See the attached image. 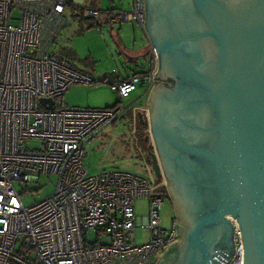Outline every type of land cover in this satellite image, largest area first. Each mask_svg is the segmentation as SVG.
Here are the masks:
<instances>
[{
    "label": "built area",
    "instance_id": "1",
    "mask_svg": "<svg viewBox=\"0 0 264 264\" xmlns=\"http://www.w3.org/2000/svg\"><path fill=\"white\" fill-rule=\"evenodd\" d=\"M72 2L0 0V264H153L178 240L175 219L169 228L162 225V182L149 166V176L117 168L90 174L84 163L85 143L125 107H79L62 99L73 83L101 82L48 52ZM13 8L21 11L14 25ZM81 14L106 26L135 23L143 30L145 5L132 0L129 9L82 6ZM148 49V71L109 83L120 98L142 79L146 89L152 84L158 58L150 43ZM137 109L133 105L134 131ZM32 140L40 145H31ZM42 174L57 176L54 192L25 205L13 181L37 182ZM139 198L147 199L138 228L148 239L138 242L134 200ZM91 230L94 238L88 236ZM102 235L109 241H102ZM227 264H242L238 231Z\"/></svg>",
    "mask_w": 264,
    "mask_h": 264
},
{
    "label": "water",
    "instance_id": "2",
    "mask_svg": "<svg viewBox=\"0 0 264 264\" xmlns=\"http://www.w3.org/2000/svg\"><path fill=\"white\" fill-rule=\"evenodd\" d=\"M144 5L158 59L137 118L179 219L154 264H227L237 231L242 264H264V0Z\"/></svg>",
    "mask_w": 264,
    "mask_h": 264
},
{
    "label": "rangeland",
    "instance_id": "3",
    "mask_svg": "<svg viewBox=\"0 0 264 264\" xmlns=\"http://www.w3.org/2000/svg\"><path fill=\"white\" fill-rule=\"evenodd\" d=\"M84 1L85 5L73 7L69 4L66 6L59 39L49 44L48 52L60 59H65L75 68L93 75L94 78H99L101 82L73 83L63 94V102L79 107L103 108L119 103L125 107V111L116 120L106 124L91 141L85 144L84 162L87 171L94 174L104 169L117 168L137 175L149 176L147 172L149 166L155 179L159 181L160 178L156 176L151 160L150 143L144 142L145 125H142L138 118L137 132H133L132 107L146 100L145 86L138 84L136 89L125 98H120L109 86V83L115 81L120 75L133 71H148L147 57H141L139 60L128 59L119 46L120 43H124L132 48L133 42L140 44L141 28L137 24L125 23L115 26L112 32L106 25L99 24L95 19L85 18L81 14L82 6L129 9L131 0ZM20 18V9L13 8L11 24H18ZM105 80L106 82H103ZM33 144L38 146L40 141L32 140L31 145ZM56 183L55 174H42L37 182L13 181L16 190L22 194V201L25 205H31L51 195ZM134 207L136 215H146L147 199H137ZM173 216V207L166 201L161 211L162 225L169 228ZM88 236L94 238L95 232L89 231ZM136 237L138 242L145 241L148 239V233L137 228ZM102 241L108 242L109 237L102 235Z\"/></svg>",
    "mask_w": 264,
    "mask_h": 264
},
{
    "label": "crops",
    "instance_id": "4",
    "mask_svg": "<svg viewBox=\"0 0 264 264\" xmlns=\"http://www.w3.org/2000/svg\"><path fill=\"white\" fill-rule=\"evenodd\" d=\"M112 1V0H111ZM132 1V0H131ZM71 5L73 6V7H76V6H79V5H85V1L84 0H73V2L71 3ZM130 7H131V4H130ZM64 24V23H63ZM125 24V23H124ZM132 24H135V23H132ZM63 26V25H62ZM107 27H109V29H110V31H114V29H115V26H107ZM62 28V27H61ZM60 30H62V29H60ZM141 32H142V34H141V41H140V44H138V43H136V42H133L131 45L134 47H132V48H129V47H131V46H129V45H125L124 43H120V49L122 50V53L128 58V59H130L129 58V56H136V55H141V54H144V53H147L146 55H145V57H147V59L149 60V66H150V60H151V56H150V54L148 53V41L145 39V36H144V33H143V30L141 29ZM134 33V32H133ZM59 36H60V31H59ZM59 39V38H58ZM57 39V40H58ZM137 39V38H136ZM127 41H128V37H127ZM137 42H139L138 40H137ZM129 48V49H128ZM57 57V56H56ZM142 56H140L137 60H139L140 58H141ZM65 60V59H64ZM66 61V60H65ZM68 62V61H67ZM69 63V62H68ZM71 65V64H70ZM74 67V66H73ZM83 71V70H82ZM133 73H139V72H135V71H133V72H130V73H128V74H123L122 76L120 75V76H118V77H122V78H124V77H127V76H129L130 74H133ZM93 76V75H92ZM95 76H97V75H95ZM94 77V76H93ZM104 82H106V80L104 81ZM111 83V82H110ZM146 101H147V98H146V100L143 102V103H141V104H139V105H137V106H145L146 105ZM107 107H111V106H107ZM133 128H134V126H133ZM135 129H136V124H135ZM133 132L134 133H136L137 132V130H133ZM96 135V134H95ZM94 135V136H95ZM94 136L93 137H91L87 142H89V141H91L93 138H94ZM86 142V143H87ZM85 143V144H86ZM85 146V145H84ZM84 150H85V148H84ZM85 154H86V152H85ZM85 163V162H84ZM86 165V164H85ZM105 170V169H104ZM111 170V169H110ZM102 171V170H101ZM139 199H142V198H139ZM137 199H135L134 200V202L136 201ZM134 209H135V207H134ZM136 214V213H135ZM137 217H136V222H135V225H136V227L138 228V226L144 221V219H145V217H146V215H144V216H141V215H136ZM162 220V219H161ZM162 255V253L161 254H159L158 256H156L155 257V260H154V263L157 261V259L160 257ZM153 263V264H154Z\"/></svg>",
    "mask_w": 264,
    "mask_h": 264
},
{
    "label": "flooded vegetation",
    "instance_id": "5",
    "mask_svg": "<svg viewBox=\"0 0 264 264\" xmlns=\"http://www.w3.org/2000/svg\"><path fill=\"white\" fill-rule=\"evenodd\" d=\"M146 16V15H145ZM145 20V19H144ZM149 43V42H148ZM148 53H149V49H148ZM140 73H145V72H140ZM141 81H143V79L141 80ZM140 81V82H141ZM167 82H170V80H166ZM153 82H154V77H153V80H152V84L150 85V87L148 88V89H146V87H145V92H144V94H146V98H147V94H148V92H149V90L152 88V85H153ZM145 83V82H144ZM140 85V84H139ZM145 84H143L142 86H144ZM147 109H148V105H147V102H146V105L145 106H139V109H137L136 110V113H138V111H145V112H147ZM138 117V116H137ZM139 120V119H138ZM143 125H145V127H144V133H145V136H144V142H146V143H150V147H151V150L153 151V144H152V139H151V137L149 136V129H150V127H149V123H148V119L147 120H145V123L143 124ZM146 137H148V139H147V141H145V138ZM159 181H161L162 182V187H163V189H164V191L166 192V195H165V200H164V203L166 202V201H168L171 205H172V207H173V210H174V204H173V200H172V197H171V195H170V193H169V191H168V189H167V185H166V181H165V179L163 178V177H161L160 178V180ZM173 219H175L176 220V224H178L179 225V219L177 218V216H175V211H174V216L172 217Z\"/></svg>",
    "mask_w": 264,
    "mask_h": 264
}]
</instances>
